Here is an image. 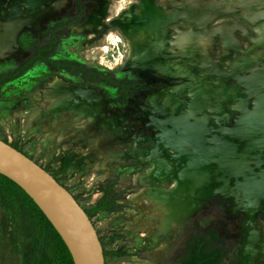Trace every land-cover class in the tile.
I'll return each instance as SVG.
<instances>
[{
  "label": "rangeland",
  "instance_id": "obj_1",
  "mask_svg": "<svg viewBox=\"0 0 264 264\" xmlns=\"http://www.w3.org/2000/svg\"><path fill=\"white\" fill-rule=\"evenodd\" d=\"M83 2L59 56L147 89L122 100L37 67L2 88L0 138L85 210L113 184L121 209L91 216L106 264H178L194 235L210 233L227 248L223 264H264V0ZM75 13L73 0H0V74ZM249 58L251 75L237 82ZM66 156L75 159L63 171ZM3 212L0 264H24L34 240L21 219L13 237Z\"/></svg>",
  "mask_w": 264,
  "mask_h": 264
},
{
  "label": "trees",
  "instance_id": "obj_2",
  "mask_svg": "<svg viewBox=\"0 0 264 264\" xmlns=\"http://www.w3.org/2000/svg\"><path fill=\"white\" fill-rule=\"evenodd\" d=\"M73 2L76 8L73 18L54 23L48 36L43 41L35 43L30 54L20 65L0 74V94L6 84L23 78L38 66L46 65L52 73H67L92 83H103L117 89V94L124 100L128 98L130 87L134 84L128 78L121 79L113 73L91 67L79 60L59 56L61 38L70 28L79 25L85 15L82 0H73ZM13 146L21 150L17 145ZM73 159L75 156H66L62 159L63 171L71 165ZM84 159L85 162L81 166L93 161L92 156ZM53 176L56 178L54 174ZM120 201L121 195L115 192L111 184L104 190L97 204L89 210L86 209V212L90 217L101 212L115 213L122 207ZM1 209L4 211L2 218L4 227L11 229L13 237L16 236L17 223L21 219L34 240L24 254V264H74L64 241L34 201L17 184L0 174ZM112 254L120 257L125 255L121 250L114 251ZM227 254V248L215 233L196 235L189 242L187 256L179 264H223ZM107 255L105 250V256Z\"/></svg>",
  "mask_w": 264,
  "mask_h": 264
},
{
  "label": "water",
  "instance_id": "obj_3",
  "mask_svg": "<svg viewBox=\"0 0 264 264\" xmlns=\"http://www.w3.org/2000/svg\"><path fill=\"white\" fill-rule=\"evenodd\" d=\"M0 174L34 201L64 241L74 264H106L98 230L76 197L51 172L1 138Z\"/></svg>",
  "mask_w": 264,
  "mask_h": 264
},
{
  "label": "flooded vegetation",
  "instance_id": "obj_4",
  "mask_svg": "<svg viewBox=\"0 0 264 264\" xmlns=\"http://www.w3.org/2000/svg\"><path fill=\"white\" fill-rule=\"evenodd\" d=\"M82 2H83V0H82ZM83 4H84V2H83ZM75 6V5H74ZM85 6V5H84ZM73 18V17H72ZM70 19V18H69ZM68 20V19H67ZM56 23V22H55ZM54 25V24H53ZM75 27V26H74ZM35 45V44H34ZM34 48V47H33ZM31 52V51H30ZM30 54V53H29ZM27 57V56H26ZM25 57V58H26ZM183 60H191L189 57H187V58H182ZM250 60H253V58H249L248 59V61L246 60V63H242L241 65H239V66H241V67H244L246 70L244 71V72H241V73H237L236 74V76H239V77H237V82H240V83H245L246 82V77H248L249 75H251V72L249 71V63H251V62H249ZM24 61V60H23ZM22 61V62H23ZM193 61V64H195V65H197V66H200L201 67V64L199 63V62H196L195 60H192ZM21 64V63H20ZM259 65V64H258ZM42 66H44V67H46V69L48 70V68H47V66L46 65H42ZM38 67H41V66H38ZM37 68V67H36ZM256 68H259L258 66H255L254 67V69H256ZM235 70H237V67L235 68ZM49 71V70H48ZM49 72H51V71H49ZM52 73V72H51ZM53 74H58V73H53ZM65 74H67V73H65ZM225 75H227V76H232V75H230L229 73H224ZM70 75V74H69ZM72 76V75H71ZM226 76V79H228L229 80V78ZM74 77H76V76H74ZM243 77H245V79L243 78ZM82 78V77H81ZM124 78H128L129 80H131L134 84H133V86L132 87H130V93H129V96L133 93V92H136V91H144V90H146L147 89V87H148V85H146V83H144V84H140L138 81H135V80H132V79H130L129 77H124ZM241 78H243V79H241ZM82 79H84V78H82ZM122 79V78H121ZM84 80H86V79H84ZM86 81H88V80H86ZM88 82H90V81H88ZM99 84H103V83H99ZM103 85H105V84H103ZM107 86V85H106ZM243 86H245V85H243ZM112 88V87H111ZM113 89H115V88H113ZM234 89V88H233ZM233 89L232 90H230L231 92H233ZM116 90V94H117V89H115ZM242 91L246 94V96H249V94H248V87L247 86H245V88L244 87H242ZM117 96H120L121 98H122V100H124L123 99V97L121 96V95H118L117 94ZM129 96H128V98H129ZM127 98V99H128ZM249 99L248 98H246L245 99V101L247 102ZM212 101H209L208 103H211ZM211 107L212 106H209L208 107V109H210L211 110ZM215 110H216V108H214ZM214 110V111H215ZM207 114H208V112H207ZM209 114H211V115H216V113L215 112H213V111H211V112H209ZM196 235H194L193 237H195ZM192 237V238H193ZM191 238V239H192ZM190 239V240H191ZM190 240H189V242H190ZM221 240V239H220ZM188 242V243H189ZM226 247V246H225ZM188 251H189V244H188V246L186 247V250H185V253L183 254V257H182V259H181V261H183L184 259H185V257L187 256V254H188ZM181 261L179 262V263H181ZM178 263V264H179Z\"/></svg>",
  "mask_w": 264,
  "mask_h": 264
}]
</instances>
